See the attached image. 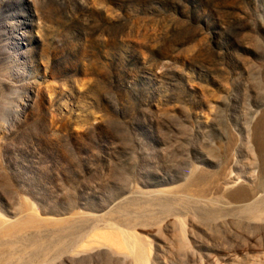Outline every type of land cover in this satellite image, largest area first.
I'll return each mask as SVG.
<instances>
[{
    "label": "rangeland",
    "instance_id": "rangeland-1",
    "mask_svg": "<svg viewBox=\"0 0 264 264\" xmlns=\"http://www.w3.org/2000/svg\"><path fill=\"white\" fill-rule=\"evenodd\" d=\"M263 127L264 0H0V264H264Z\"/></svg>",
    "mask_w": 264,
    "mask_h": 264
},
{
    "label": "bare ground",
    "instance_id": "bare-ground-1",
    "mask_svg": "<svg viewBox=\"0 0 264 264\" xmlns=\"http://www.w3.org/2000/svg\"><path fill=\"white\" fill-rule=\"evenodd\" d=\"M263 129H264V127H263ZM262 133H264V130H263V132ZM263 135V134H262ZM264 136V135H263ZM264 140V139H263ZM261 144V143H260ZM259 144V152H260V154H261V156H262V159H263V162H264V143L262 144V145H260ZM264 164V163H263ZM229 183L230 184H235L236 183V178L235 177H232V176H230L229 177ZM258 187H260V186H258ZM234 200L236 201V202H244V201H247V199L249 198V196L250 195H247V193L245 192V191H243V190H238L234 195ZM243 209H246V211L248 210V211H254V210H256V209H258V208H260V207H262V206H264V197L263 198H258V199H254L253 201H251V202H249V203H243ZM247 211V212H248ZM79 221V220H78ZM24 225V224H23ZM78 226V225H77ZM78 228V227H77ZM73 229V228H72ZM12 232V231H11ZM26 233V232H25ZM27 234V233H26ZM25 234V235H26ZM62 245V244H61ZM0 250H1V248H0ZM2 250H5V249H2ZM2 250L0 251V258L2 257L1 256V254H4L3 256L5 257V251H4V253H2ZM42 247L40 248H36V252H35V255H37V254H39V252L41 253L42 252ZM7 251V250H6ZM8 252V251H7ZM8 255V254H7ZM8 257V256H7ZM8 258H10V257H8ZM8 258H6V260L8 259ZM1 260V262H5V261H2V259H0ZM11 261V260H10ZM7 263H8V261H7ZM24 263V262H23ZM9 264V263H8Z\"/></svg>",
    "mask_w": 264,
    "mask_h": 264
}]
</instances>
